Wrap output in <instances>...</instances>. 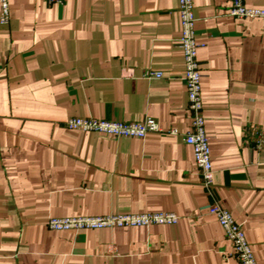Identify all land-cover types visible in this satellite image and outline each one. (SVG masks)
<instances>
[{
  "label": "crops",
  "instance_id": "crops-1",
  "mask_svg": "<svg viewBox=\"0 0 264 264\" xmlns=\"http://www.w3.org/2000/svg\"><path fill=\"white\" fill-rule=\"evenodd\" d=\"M232 1L193 0L210 193L184 142L191 113L179 0H9L10 21L0 23V264H241L208 212L215 199L264 264V144L256 147L264 19L230 15ZM244 2L264 8V0ZM74 116H150L165 131L84 132L65 126ZM145 212H174L179 221L48 226L52 217Z\"/></svg>",
  "mask_w": 264,
  "mask_h": 264
},
{
  "label": "built area",
  "instance_id": "built-area-1",
  "mask_svg": "<svg viewBox=\"0 0 264 264\" xmlns=\"http://www.w3.org/2000/svg\"><path fill=\"white\" fill-rule=\"evenodd\" d=\"M48 3H63L65 0H46ZM0 23L7 24L10 21L9 0H0ZM179 12L182 23V33L178 38L179 45L183 49L185 60V74L183 81L187 87L189 110L191 113V127L184 134V142L191 145L194 150L196 164L201 171L203 183L212 193L214 187L213 164L211 160L210 136L206 131V118L204 116L202 97L203 70L198 58V43L196 40V17L194 14L193 0H179ZM229 14L238 18H262L264 8L247 7L244 0H233L229 8ZM148 77H162L161 71H148ZM65 126L69 129L84 132H99L115 137L145 138L150 132H164L154 117H146L141 121H122L100 119L97 117H70ZM257 131L251 127L247 132ZM170 133L177 134V129H171ZM264 144V132H259L256 147ZM208 212L214 215L223 227L226 237L234 247V255L241 264H258L251 244L246 238L244 228L233 216L232 212L221 201L215 199L208 207ZM179 217L174 212H145L107 214L97 216L52 217L48 221L49 228L53 230H82L101 229L113 227H140L150 225L176 224Z\"/></svg>",
  "mask_w": 264,
  "mask_h": 264
}]
</instances>
